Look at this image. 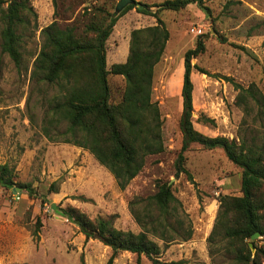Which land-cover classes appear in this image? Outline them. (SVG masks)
Returning <instances> with one entry per match:
<instances>
[{"label":"rangeland","instance_id":"rangeland-1","mask_svg":"<svg viewBox=\"0 0 264 264\" xmlns=\"http://www.w3.org/2000/svg\"><path fill=\"white\" fill-rule=\"evenodd\" d=\"M119 0H29L37 13L28 14V22L17 28L22 35L19 66L2 51L0 20V165L14 169L16 186L31 184L45 195L30 197L25 189L0 187V264H108L111 249L97 239L86 240L79 228L50 208L72 206L90 218H112L117 228L139 232L130 203L157 190V180L169 181L183 213L193 226V236L161 245L160 261H183V264H235L225 242L209 247L208 237L219 210L222 195L241 196L242 169L232 163L220 149H206L190 144L185 152L186 168L193 181L175 176V163L182 147L179 120L184 55L196 46L200 37L205 52L192 60L207 74L194 69L193 124L210 137L230 140L253 139L264 144V112L251 102L247 116L236 103L239 93L233 84H252L264 94V0H203L208 10L189 4L179 11L162 10L160 17L170 32L169 40L154 69L152 100L161 116L165 150L150 155L142 171L126 189L119 188L114 176L88 150L70 143L53 142L42 133L47 113L64 92L56 85L32 77L33 65L43 37L41 29L55 19L61 27L76 19L84 25L88 13L97 8L115 13ZM146 4L149 12L158 11L165 0H136ZM129 10L117 22L107 45L108 68L112 62L127 60L131 32L156 24V19ZM112 100H120L125 81L122 76L109 77ZM227 79H231L230 81ZM204 117L214 123L204 122ZM245 119V122L243 123ZM58 181V192H48ZM42 226L35 237L37 220ZM247 244L251 239L246 240ZM255 251H264V235L254 241ZM137 256L120 253L113 264H136ZM141 264H152L145 256Z\"/></svg>","mask_w":264,"mask_h":264},{"label":"trees","instance_id":"trees-1","mask_svg":"<svg viewBox=\"0 0 264 264\" xmlns=\"http://www.w3.org/2000/svg\"><path fill=\"white\" fill-rule=\"evenodd\" d=\"M55 3V0H53ZM189 4H197L208 10L203 0H165L155 5L158 11L139 10L153 16L156 24L131 32L129 55L124 63H115L108 68L107 42L119 18L136 8L128 5L120 13H112L102 7L88 13L82 25L76 19L71 25L61 27L55 19L41 29L43 43L33 65L32 77L48 85H56L64 94L56 100L47 113L42 133L53 142L70 143L88 149L95 158L114 176L120 189L124 190L142 171L150 155L164 152L161 132L160 110L152 100L154 69L169 40L170 32L160 17L162 10L179 11ZM37 13L29 0H0V20L4 23L1 32L2 51L9 55L17 66L21 64L20 44L22 35L19 26L28 22V14ZM205 41L200 37L196 46L184 55L182 83V114L179 128L182 147L175 163V176L181 174L193 181L186 168L185 152L190 144L197 143L206 149H222L227 158L242 169L241 196L222 195L220 206L208 237L209 247L225 242L224 249L234 255L235 264H264V251L259 248L253 255L246 240L252 234L264 235V144L253 139L240 141L222 136L210 137L195 129L193 124L194 69L207 72L192 60L205 52ZM122 76L125 86L119 101L112 100L109 77ZM231 80V79H227ZM234 86L239 93L236 103L245 115L250 114L251 102L264 112V94L254 84ZM204 122L214 120L204 117ZM245 122V119L243 123ZM14 169L9 164L0 165V187L14 189ZM30 197H41L31 184H21ZM156 192L147 197H137L130 203L131 212L140 226L139 232L119 229L112 218H90L78 208L61 207L55 203L50 208L74 223L86 240L97 239L108 246L112 254L108 264L122 252L147 257L152 264H183V261L162 262L159 257L161 245L175 240L186 241L193 236V226L183 213L182 204L175 196L169 181L157 180ZM48 192H58V181L53 182ZM42 222L37 220L34 235L37 237Z\"/></svg>","mask_w":264,"mask_h":264},{"label":"water","instance_id":"water-1","mask_svg":"<svg viewBox=\"0 0 264 264\" xmlns=\"http://www.w3.org/2000/svg\"><path fill=\"white\" fill-rule=\"evenodd\" d=\"M128 5H135L139 10H143V9H148L149 7L141 2H137L136 0H119L116 8H115V13L118 14L121 11H123L124 8H126ZM21 189V187H15L13 190L15 191L16 189ZM259 236H261L260 232H255L254 234H252L251 236V242L249 243L250 248L252 249V251H255V246L253 241L258 238Z\"/></svg>","mask_w":264,"mask_h":264},{"label":"crops","instance_id":"crops-1","mask_svg":"<svg viewBox=\"0 0 264 264\" xmlns=\"http://www.w3.org/2000/svg\"><path fill=\"white\" fill-rule=\"evenodd\" d=\"M116 27H117V24L115 25L114 30L116 29ZM114 32H115V31H113V33L111 34L110 37L113 36ZM108 41H109V40H108ZM107 45H108V42H107ZM107 62H108V61H107ZM123 62H125V61H123ZM115 63H120V61H115V62L113 61V62H112V64H115ZM121 63H122V62H121Z\"/></svg>","mask_w":264,"mask_h":264}]
</instances>
